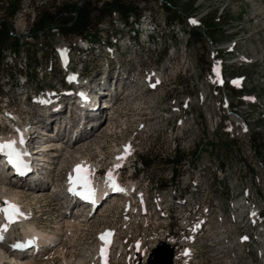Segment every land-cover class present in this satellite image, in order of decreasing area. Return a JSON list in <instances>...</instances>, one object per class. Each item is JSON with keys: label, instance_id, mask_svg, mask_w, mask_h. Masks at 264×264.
<instances>
[{"label": "rangeland", "instance_id": "1", "mask_svg": "<svg viewBox=\"0 0 264 264\" xmlns=\"http://www.w3.org/2000/svg\"><path fill=\"white\" fill-rule=\"evenodd\" d=\"M66 1L79 4L80 0H20L16 15L11 16L5 11L9 6L6 0L7 4L0 9V18L10 25L12 36L21 41L19 55L13 57L8 51L5 53V64L0 72L3 92L0 107L8 105L20 110L24 120L29 117L28 111L47 116V110L27 104L25 96L40 85L56 84L57 65H53L52 72L48 71L49 64L55 63L51 60V46L61 52L62 45L77 44L75 38H63L59 31V34L53 33L54 27L44 36L39 32L31 37L38 12H52L54 2ZM170 1V11L160 7L158 0H151L140 8L144 9L141 23L147 24V33L152 34L150 42H146L144 33L140 34L141 42H127L131 34L127 33V28L120 27L117 52L109 53L99 47L84 54V82L103 84L110 68L115 71L113 77L118 73L119 87L110 86L109 107L101 112L96 108L97 117L89 125L72 124L62 117L63 125L55 130L59 128L66 138L71 137L74 130H79L78 136L84 132L90 134L72 144L62 139H48L54 129L35 120L38 128L34 134L38 136L32 138L29 134L28 142L37 140L35 146L52 142V151L48 152L47 168H43L36 179L39 190L29 191L19 184L24 190L18 201L32 215L29 223L61 239L59 245L64 240L67 250L64 251L66 260L59 253L51 257L42 254L34 264H99L94 245L96 233L103 228L113 229L117 238L109 264H148V259L153 260L152 250L161 241H174L177 253L172 264H187L183 259L185 249L197 246L187 245V232L175 217L184 214L186 207L172 206L170 200L184 193L188 204L202 205L208 214L213 210L218 212V217L211 220L213 224L207 226L206 247L199 242L200 248H196V253L203 255L206 262L264 264V219L254 211L249 197V192L253 193L264 208V0ZM174 16L180 19L177 21ZM183 16L196 21L192 28L200 34L199 40L190 37V31L185 29L189 21ZM115 26L119 27L115 20L99 25L101 38L110 36L111 40ZM224 46L226 48L222 49ZM213 50L215 61L223 64L225 77L230 79L223 88L212 78ZM32 51L39 59L36 70L35 66L24 64L25 56ZM155 70L162 71L163 82L152 90H148L147 85L145 90L142 81ZM23 78L30 79L31 83L25 86ZM224 91L234 98L245 95L240 112L251 111L259 132L253 126L244 132L229 120L219 99ZM102 95L105 94L95 92L88 96L89 102L94 96L100 100ZM213 118L217 119V126L209 124ZM39 130L47 136L43 138ZM1 132L6 134L10 130L5 127ZM39 139L42 140L38 142ZM53 142H61L63 146L57 147ZM126 145L130 146V154L117 160L124 154ZM174 148L184 152L187 159L175 169V180L170 184L171 167L166 166L163 159L172 155ZM76 151L79 155L74 153ZM138 156L145 159L153 156L152 166L145 169L137 161ZM84 162L94 165V171L111 169L121 173L123 184L132 186L133 193L129 203L119 195L116 200L114 197V203L100 206L91 219L82 221L78 231L71 235L64 225L73 213L66 208L61 185L67 174ZM117 164L122 167L114 168ZM154 181L167 182V187L160 189ZM0 200L5 201L2 196ZM135 241L140 242L138 250L133 249ZM200 263L196 259L188 261V264Z\"/></svg>", "mask_w": 264, "mask_h": 264}, {"label": "trees", "instance_id": "2", "mask_svg": "<svg viewBox=\"0 0 264 264\" xmlns=\"http://www.w3.org/2000/svg\"><path fill=\"white\" fill-rule=\"evenodd\" d=\"M150 1L151 0H108L102 3H92L90 0H80L78 2L79 4L70 1L62 3L54 2L52 12L42 10L36 15L32 24L33 33L31 34V37H36L39 32L44 36L45 34H48L51 27H54L65 37H79L88 40L91 43L102 42L100 40L101 31L98 30L99 25L111 20L114 14H116L125 24L128 23L127 21L132 22L134 17L137 18L141 12L140 5L144 4V7H146ZM160 1L163 9L170 11V8L172 7L171 1ZM19 2L20 0H9V6L5 10L9 16L17 11ZM5 4H7L6 0H1L0 9ZM143 13L144 11L142 12V15ZM173 19L178 21L180 17L174 16ZM191 36L195 37L197 40L200 39V34L194 30H191L190 32V37ZM20 42L19 38L12 36L11 28L7 21L0 18V72L3 70L2 68L5 64V53L10 51L13 52L14 55H19ZM38 60L36 52L32 51L30 55L27 54L25 56L24 64L29 66L33 65L35 66L34 70H36L39 67ZM0 93H2L1 85ZM252 144L256 147L254 141ZM186 159L187 155L184 152L179 151L177 148H174L172 155L163 159V163L166 166L171 167L170 178L168 180L170 184L175 180V169L181 166ZM153 160V156H149V159H145L143 156H138L137 161L145 169H148L152 166ZM154 184L160 189L167 187V182L165 184H157L156 181H154Z\"/></svg>", "mask_w": 264, "mask_h": 264}, {"label": "bare ground", "instance_id": "3", "mask_svg": "<svg viewBox=\"0 0 264 264\" xmlns=\"http://www.w3.org/2000/svg\"><path fill=\"white\" fill-rule=\"evenodd\" d=\"M141 17H140V20H141ZM8 53H11L13 55V57H16V55H14L13 52L8 51ZM106 84H107L106 88H104L105 87V84H102V85L101 84H96L95 86L94 85H91L89 91H87L88 96H93V94L95 92H100V93H104L105 94L104 96L107 97L108 96V93L107 92L110 90V86L112 85V83H111V81H109ZM89 100L90 99L88 98L87 106H88V104L90 106H95L96 103H94V102H96L98 100V98L94 96L92 102H89ZM108 106H109V104H108ZM102 110L103 109L100 108L99 109V112H101ZM82 119H85V121H87V117H85L83 115H82ZM30 127H31V129L29 130L28 133L32 136V138L38 136L37 134H34L35 133V130L37 129L36 126H32L31 125ZM39 131H41L42 135L43 134H45V135L47 134V133L43 132L42 130H39ZM88 134H90V132L89 133L84 132V134H82L81 136L82 137H84V136L86 137ZM81 136L77 137L75 139V141L70 142V144L80 141ZM35 142H37V140L36 141H33V139H30V141L28 142L31 156L33 157L34 162H35V176H34V178L29 179V180H18V181H14V180H11V179L8 180L7 178H4V177H1L0 176V196H2L5 201H9L10 202V201H14L15 200V201L19 202L18 200L20 199V197H19L20 196V193H22L23 190H24L22 188V186L25 187L26 190H29V191L39 190V184L37 183L36 179L38 178V175L40 174L41 170L43 169L42 168L43 165H41L40 163H42L41 160H44L45 161V164L49 162V154H48V152L52 151V149H50L51 148V145H52V142H47V144H44L41 150L39 148L35 149L36 147H38V144H39V143H37L36 146L33 145ZM53 144H55V146H57V147L63 146L61 142H57V144L53 142ZM55 150H57V148H55ZM35 153H36V155H35ZM74 153L75 154H78V151H76ZM38 155H39V158L37 159L36 157H38ZM42 157H44V159H42ZM85 165H88V163H85L84 162L83 163V166H85ZM89 166L91 167L92 170H94V165H89ZM21 181H23L24 184ZM19 184H22V186L19 185ZM123 189L125 191L121 192L122 195L116 194L114 196L115 197V200L117 199V197H119V195H120L121 198L132 195V192H131V188L130 187H123ZM35 193H40V192H35ZM91 216L92 215H90V214L89 215L86 214L84 216L83 215L74 216V215H71L70 214L68 216V218H70V219L68 221L66 220L65 221V225H64L65 226L64 228L66 229V232H68V233H70L72 235L75 231H78L77 229H79V227H81V222L82 221H86L87 222L88 220L91 219ZM81 217L83 219L82 220H79V218H81ZM28 227H29V229H28ZM28 227L26 229L27 232L32 231L34 229H37L32 223H29ZM42 236L45 239V243H46V246L47 247L44 250V253L42 252V253H40V254L36 255L35 257H32V258H28V257L22 258V255H17V254H12V255L10 254V255H8L6 253V247L4 246V244H0V264H13L14 262H16L17 264H34V263H36V260H38V257L40 255H42V254H43L42 256H45V257L46 256H49V257H51V256H53V255H55L57 253L62 254L63 257H64V259L66 260V256L64 254V251H66L67 249L65 247L64 240H62V244L59 245L60 242H61V239H60V241L57 240V237L55 235L43 233ZM66 245H67V243H66ZM160 245H163V244L160 243L158 246H160ZM54 250H55V252H53ZM186 253H187V250H186ZM152 256H153V260L152 261H149L148 264H166V256H165V254L163 252L157 251V252L153 253ZM76 260H78V259H76ZM81 260L82 259H79L78 261L81 262Z\"/></svg>", "mask_w": 264, "mask_h": 264}, {"label": "snow or ice", "instance_id": "4", "mask_svg": "<svg viewBox=\"0 0 264 264\" xmlns=\"http://www.w3.org/2000/svg\"><path fill=\"white\" fill-rule=\"evenodd\" d=\"M191 23H196V21L192 20ZM15 143H16L15 141L0 142V153L8 156L10 163L12 162V159H11L12 157L15 156L18 159V153L16 152V149H15ZM128 154H130V146L126 145L124 154L121 156H118L117 160L125 159ZM120 167H122L121 164L114 165V168H120ZM73 171L79 175L82 172L86 171V169L83 165H76ZM105 176H106V183L110 184L116 191H125L124 189L120 188L119 185L115 183V178L113 176V170L110 169L109 172L105 174ZM69 179L71 183L72 177L70 176ZM84 186L86 188V192L84 194H80V193H74V194L82 195V198L91 200L92 202H94V199H93L94 193L92 189L87 188V181L84 182ZM69 191H72V189L70 188ZM0 215L3 216V223L0 224V239H2L3 232L7 231L8 227L11 224L17 222V219L21 217L23 214L20 212L19 207L17 205L12 204L9 201H4L3 206H0ZM113 235L114 233L111 230H106L105 232L101 233L98 237V239L102 242L101 247H100V258H101L102 264H107L106 251L110 247V243H111V241L109 240V237Z\"/></svg>", "mask_w": 264, "mask_h": 264}, {"label": "built area", "instance_id": "5", "mask_svg": "<svg viewBox=\"0 0 264 264\" xmlns=\"http://www.w3.org/2000/svg\"><path fill=\"white\" fill-rule=\"evenodd\" d=\"M158 1H159L160 7H162L161 1L160 0ZM143 7H144V4H141V8ZM14 15H16V12L14 13ZM183 17H185V19L187 20V16H183ZM185 29H188L190 31L191 26L190 25L187 26V23H186ZM213 80L215 82L214 77H213ZM225 80L228 81L227 77H225ZM245 98H246L245 95L240 98L231 97V94L228 93V91H224L221 95H219V99L224 101V108H225L226 115L228 116L229 120L235 126L242 129L244 132H248V130L251 129L252 126L256 127L255 130L258 131V123L255 119V116H251V111L240 112V104ZM209 124L217 126V119L213 118L212 120H209ZM253 153H255V151H253ZM255 162L259 163L261 161H255ZM249 197L251 198V201L253 202L254 211L257 213V215H259L262 219H264V208L259 204L258 201H256V199L253 196V193L249 192Z\"/></svg>", "mask_w": 264, "mask_h": 264}, {"label": "water", "instance_id": "6", "mask_svg": "<svg viewBox=\"0 0 264 264\" xmlns=\"http://www.w3.org/2000/svg\"><path fill=\"white\" fill-rule=\"evenodd\" d=\"M163 245L157 246V248L152 250V255L153 253L157 251H161L165 254L166 256V264H171L172 257H173V250L169 248L168 245L162 242ZM150 261V260H149Z\"/></svg>", "mask_w": 264, "mask_h": 264}]
</instances>
